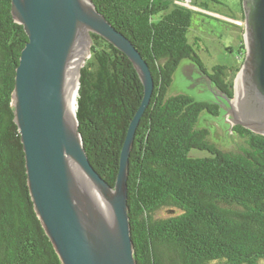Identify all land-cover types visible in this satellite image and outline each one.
Masks as SVG:
<instances>
[{"label": "trees", "instance_id": "obj_1", "mask_svg": "<svg viewBox=\"0 0 264 264\" xmlns=\"http://www.w3.org/2000/svg\"><path fill=\"white\" fill-rule=\"evenodd\" d=\"M93 1L131 39L155 79L136 130L127 181L138 264H264V135L235 124L231 129L245 145L222 149L209 139V129L197 124L205 110L219 115L224 99L168 94L176 70L189 59L232 98L233 69L216 64L209 71L195 48L202 38L194 44L188 39L194 10L179 2L186 0ZM191 1L209 9L207 1ZM241 5L244 18L243 0ZM92 37L77 117L91 163L115 185L144 84L126 53L99 34ZM28 40L13 16L12 0H0V264H63L35 209L15 121L12 94ZM193 150L209 155L196 156ZM164 209L168 215H159Z\"/></svg>", "mask_w": 264, "mask_h": 264}, {"label": "water", "instance_id": "obj_2", "mask_svg": "<svg viewBox=\"0 0 264 264\" xmlns=\"http://www.w3.org/2000/svg\"><path fill=\"white\" fill-rule=\"evenodd\" d=\"M243 10L246 55L238 78V101L237 88L231 98L216 86L212 89L206 75L187 77L206 81L216 96L220 92L226 101L220 103L228 112L225 116L233 121L230 133L233 125L241 124L264 135V0H243ZM12 13L29 37L12 94L15 121L26 154L31 196L47 234L63 264H138L127 181L136 130L155 87L150 65L93 0H12ZM93 33L126 53L144 84L115 185L91 163L72 107Z\"/></svg>", "mask_w": 264, "mask_h": 264}, {"label": "rangeland", "instance_id": "obj_3", "mask_svg": "<svg viewBox=\"0 0 264 264\" xmlns=\"http://www.w3.org/2000/svg\"><path fill=\"white\" fill-rule=\"evenodd\" d=\"M204 1L209 3L208 8L210 10L196 6L191 0L179 1L181 4L194 10L191 27L188 31V39L194 44L197 37L202 38L203 43L201 47L198 48V46L195 45V48L209 71H211L212 67L216 64H224L231 67L233 71L236 72V69L242 68L245 59L246 48L243 46L246 43L245 30H241L236 23L229 19L230 17L243 18L238 15L242 11L241 0ZM90 56L91 54L85 59H88ZM234 72L231 74L230 80H234V89L236 90L240 71L237 72L236 75H234ZM187 75L191 76L193 79H198L202 77V75L204 76L191 60H183L175 72L173 82L169 89V95L185 93L199 101L218 102L219 99H217V97L223 100L219 97V94L216 96L214 92L209 89L206 81L200 80V82H195L192 78L187 77ZM192 84L196 85L189 88ZM210 86L214 89L216 85L210 80ZM199 90L203 92L199 93ZM233 100L234 99H232V101ZM221 107L222 110L217 116L206 110L203 111L197 126L209 129V139L220 148L238 151L241 146L245 145V141L239 135L235 134L232 129L230 133L229 129L233 121L226 118L225 114L228 112L223 106ZM226 120L228 122H226ZM193 154L196 156H206L209 155V152L193 150ZM159 215L167 216L168 212L164 209Z\"/></svg>", "mask_w": 264, "mask_h": 264}, {"label": "bare ground", "instance_id": "obj_4", "mask_svg": "<svg viewBox=\"0 0 264 264\" xmlns=\"http://www.w3.org/2000/svg\"><path fill=\"white\" fill-rule=\"evenodd\" d=\"M86 58V57H85ZM239 78V77H238ZM243 84V83H242ZM78 92H79V79L76 83V87L74 89L73 95H72V107L74 114L77 112V98H78ZM239 98V81L237 79V97H236V102L238 101ZM235 99V98H234Z\"/></svg>", "mask_w": 264, "mask_h": 264}, {"label": "built area", "instance_id": "obj_5", "mask_svg": "<svg viewBox=\"0 0 264 264\" xmlns=\"http://www.w3.org/2000/svg\"><path fill=\"white\" fill-rule=\"evenodd\" d=\"M229 20H231L234 23H236L241 30H243V31L245 30V28H246V22H245V19L244 18L240 19V18H236V17L235 18L234 17H230Z\"/></svg>", "mask_w": 264, "mask_h": 264}, {"label": "crops", "instance_id": "obj_6", "mask_svg": "<svg viewBox=\"0 0 264 264\" xmlns=\"http://www.w3.org/2000/svg\"><path fill=\"white\" fill-rule=\"evenodd\" d=\"M210 10V9H209ZM238 15H240L241 17L243 16V14H242V11H241V13L240 14H238Z\"/></svg>", "mask_w": 264, "mask_h": 264}, {"label": "flooded vegetation", "instance_id": "obj_7", "mask_svg": "<svg viewBox=\"0 0 264 264\" xmlns=\"http://www.w3.org/2000/svg\"><path fill=\"white\" fill-rule=\"evenodd\" d=\"M220 91V90H219ZM221 92V91H220ZM220 92H219V94H220Z\"/></svg>", "mask_w": 264, "mask_h": 264}]
</instances>
